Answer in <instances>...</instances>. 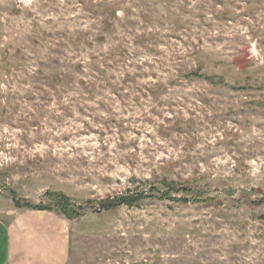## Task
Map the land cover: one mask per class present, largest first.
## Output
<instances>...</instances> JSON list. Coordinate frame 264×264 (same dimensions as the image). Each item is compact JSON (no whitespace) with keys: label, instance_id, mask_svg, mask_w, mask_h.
Here are the masks:
<instances>
[{"label":"rangeland","instance_id":"obj_1","mask_svg":"<svg viewBox=\"0 0 264 264\" xmlns=\"http://www.w3.org/2000/svg\"><path fill=\"white\" fill-rule=\"evenodd\" d=\"M0 218L59 264H264V0H0Z\"/></svg>","mask_w":264,"mask_h":264},{"label":"crops","instance_id":"obj_2","mask_svg":"<svg viewBox=\"0 0 264 264\" xmlns=\"http://www.w3.org/2000/svg\"><path fill=\"white\" fill-rule=\"evenodd\" d=\"M1 220L0 218V264H59L57 261L62 255L60 249L56 245L53 246V242L47 243L50 247L29 248L27 242L24 243L18 224L13 222L4 225ZM65 257L66 254L63 259Z\"/></svg>","mask_w":264,"mask_h":264},{"label":"trees","instance_id":"obj_3","mask_svg":"<svg viewBox=\"0 0 264 264\" xmlns=\"http://www.w3.org/2000/svg\"><path fill=\"white\" fill-rule=\"evenodd\" d=\"M56 206L67 216L72 217L75 213V210L79 207H76L69 198L63 193H57ZM147 194L143 192H131L126 190L121 194H117L111 197H106L99 202V206L104 210H112L120 206H133L136 205L141 199L146 198ZM15 206L17 207H27L36 210H48L50 207L43 204H31L25 201L23 204H20L18 199L13 198Z\"/></svg>","mask_w":264,"mask_h":264}]
</instances>
